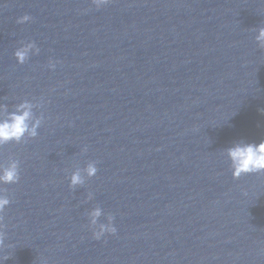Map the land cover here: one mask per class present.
Instances as JSON below:
<instances>
[{"label": "water", "instance_id": "water-1", "mask_svg": "<svg viewBox=\"0 0 264 264\" xmlns=\"http://www.w3.org/2000/svg\"><path fill=\"white\" fill-rule=\"evenodd\" d=\"M259 27L264 0H0V119L24 102L44 118L0 147L20 162L4 264H264V173L233 179L224 154L264 140ZM97 206L115 235L93 239Z\"/></svg>", "mask_w": 264, "mask_h": 264}, {"label": "clouds", "instance_id": "clouds-1", "mask_svg": "<svg viewBox=\"0 0 264 264\" xmlns=\"http://www.w3.org/2000/svg\"><path fill=\"white\" fill-rule=\"evenodd\" d=\"M91 4L96 9H100L109 5L112 0H90ZM29 15H24L17 20L18 24H24L31 20ZM256 41L260 48H264V27H259L257 30ZM39 48L34 42L22 44L15 52L14 58L18 64H25L31 55H37ZM48 67L52 70L56 67V62L49 61ZM33 105L24 102L17 106L16 110L9 113L5 118L0 119V147L9 143H26L25 138L35 139L38 136V129L41 127L42 120L39 118L33 121L32 113ZM82 152H87V148H83ZM230 163V169L233 179H239L242 176L250 174L264 173V140L259 143L235 142L231 147H228L224 153ZM95 161L90 162L83 169L73 172L69 179V188L76 190L85 184L86 179H91L97 174ZM20 179V162L12 160L7 166L0 165V229H2L3 213L10 204V199L5 194L3 185H11L19 182ZM94 199L93 193H89L87 200ZM103 211L100 207H95L88 213L89 225L92 230V236L95 240H100L106 234L115 235L117 232L114 226V217L108 215L106 223H98ZM3 245V235L0 231V247ZM9 258L0 259V264Z\"/></svg>", "mask_w": 264, "mask_h": 264}]
</instances>
